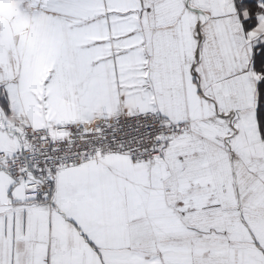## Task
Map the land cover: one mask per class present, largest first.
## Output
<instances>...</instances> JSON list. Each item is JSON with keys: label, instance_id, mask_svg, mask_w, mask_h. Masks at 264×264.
I'll return each mask as SVG.
<instances>
[{"label": "snow or ice", "instance_id": "6c2138e0", "mask_svg": "<svg viewBox=\"0 0 264 264\" xmlns=\"http://www.w3.org/2000/svg\"><path fill=\"white\" fill-rule=\"evenodd\" d=\"M0 264H264V0H0Z\"/></svg>", "mask_w": 264, "mask_h": 264}]
</instances>
